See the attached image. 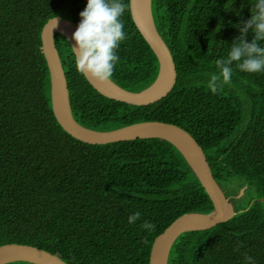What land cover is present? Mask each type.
Returning <instances> with one entry per match:
<instances>
[{
    "label": "trees",
    "instance_id": "1",
    "mask_svg": "<svg viewBox=\"0 0 264 264\" xmlns=\"http://www.w3.org/2000/svg\"><path fill=\"white\" fill-rule=\"evenodd\" d=\"M127 38L112 77L131 92L150 87L159 62L137 29L130 0ZM255 0H152L156 29L170 49L177 83L163 100L133 106L101 95L76 68L68 40L55 35L82 126L113 131L142 122L182 128L202 147L236 216L183 234L169 264H264V72L232 67V83H207L251 17ZM87 0H0V247L28 245L67 264H150L155 239L213 203L183 155L152 139L90 145L57 122L41 33L60 17L78 26ZM254 33L249 31L246 42ZM264 46V41L260 42ZM246 188L241 199H236ZM141 214L135 224L128 217ZM144 221L155 230L142 227ZM29 264V263H14Z\"/></svg>",
    "mask_w": 264,
    "mask_h": 264
},
{
    "label": "water",
    "instance_id": "2",
    "mask_svg": "<svg viewBox=\"0 0 264 264\" xmlns=\"http://www.w3.org/2000/svg\"><path fill=\"white\" fill-rule=\"evenodd\" d=\"M132 19L159 62V72L154 83L141 92L123 89L114 81H96L86 77L92 87L111 100L133 106H149L166 98L177 83V69L172 53L158 33L152 14V0H130ZM57 26L50 21L42 29V50L51 80L53 114L60 126L73 138L90 145H108L119 142L160 139L172 144L185 158L213 203L209 214L188 213L178 218L152 246L150 264H169L172 248L185 233L210 230L229 222L236 216L234 203L215 180L202 147L185 130L163 122H142L113 131H96L80 125L74 118L70 92L62 60L55 43V35L64 36L71 47L77 25L56 17ZM243 188L237 199H241ZM67 264L59 256L43 249L9 244L0 247V264Z\"/></svg>",
    "mask_w": 264,
    "mask_h": 264
},
{
    "label": "clouds",
    "instance_id": "3",
    "mask_svg": "<svg viewBox=\"0 0 264 264\" xmlns=\"http://www.w3.org/2000/svg\"><path fill=\"white\" fill-rule=\"evenodd\" d=\"M126 8L122 0H87L72 35L75 46L71 47L76 68L82 75L100 82L112 79L119 62L117 49L127 38L122 21ZM250 11V19L237 26L239 35L231 43L227 57L216 60L217 71L210 74L207 83L213 93L232 83L233 63L242 72H264V46L260 43L264 41V0H255ZM50 23L56 27L57 18ZM249 31L254 36L251 42H246ZM140 218L141 214L135 212L128 217V223L135 224ZM142 227L155 230V224L149 221H144ZM246 259L248 264H255L252 257Z\"/></svg>",
    "mask_w": 264,
    "mask_h": 264
},
{
    "label": "rangeland",
    "instance_id": "4",
    "mask_svg": "<svg viewBox=\"0 0 264 264\" xmlns=\"http://www.w3.org/2000/svg\"><path fill=\"white\" fill-rule=\"evenodd\" d=\"M119 129H120V128H119ZM115 130H117V129H115ZM238 196H239V195H238ZM238 196H237V197H238ZM237 197H236V199H237Z\"/></svg>",
    "mask_w": 264,
    "mask_h": 264
}]
</instances>
